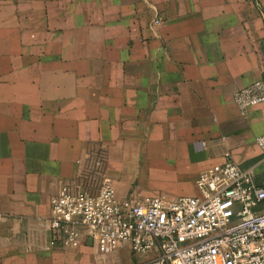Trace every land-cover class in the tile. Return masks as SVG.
Returning <instances> with one entry per match:
<instances>
[{
	"label": "crops",
	"instance_id": "0c3cea01",
	"mask_svg": "<svg viewBox=\"0 0 264 264\" xmlns=\"http://www.w3.org/2000/svg\"><path fill=\"white\" fill-rule=\"evenodd\" d=\"M257 81L264 0H0V264L155 257L49 246L50 198L93 148L120 202L198 196L225 153L264 188V103L234 101Z\"/></svg>",
	"mask_w": 264,
	"mask_h": 264
},
{
	"label": "built area",
	"instance_id": "2783aa9c",
	"mask_svg": "<svg viewBox=\"0 0 264 264\" xmlns=\"http://www.w3.org/2000/svg\"><path fill=\"white\" fill-rule=\"evenodd\" d=\"M234 101L243 113L263 104L264 82L239 90ZM256 144L264 154V135ZM224 157L199 175L198 196L120 202L104 150H87L76 161L73 180L63 181L50 198L49 246H69L85 234L113 263L130 245L138 256L155 253L144 264H264V213L257 212L264 188L253 170L240 168L229 153Z\"/></svg>",
	"mask_w": 264,
	"mask_h": 264
}]
</instances>
